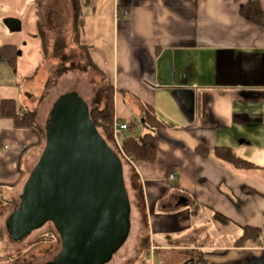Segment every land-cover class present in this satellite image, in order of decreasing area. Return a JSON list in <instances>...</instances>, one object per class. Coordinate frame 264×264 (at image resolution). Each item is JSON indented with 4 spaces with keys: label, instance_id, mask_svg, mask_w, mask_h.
Wrapping results in <instances>:
<instances>
[{
    "label": "crops",
    "instance_id": "0c3cea01",
    "mask_svg": "<svg viewBox=\"0 0 264 264\" xmlns=\"http://www.w3.org/2000/svg\"><path fill=\"white\" fill-rule=\"evenodd\" d=\"M251 2L264 13V0H91L86 9L80 44L114 88V147L121 152V125L135 122L138 134L149 132L142 125L146 108L165 124L154 130L155 161L132 162L122 154L132 228L117 264H191L200 257L205 264H264V22L257 26L242 17ZM0 3L8 9H0V17L13 18L10 0ZM80 3L85 6V0ZM119 7L125 8L124 19L118 18ZM1 47L0 109L3 101L14 100L21 113L17 91L24 54L19 52L14 69ZM26 95L35 99L33 92ZM30 111L37 113L39 130L18 127L0 110L5 252L6 221L46 146L41 105ZM199 146L210 155L199 154ZM218 147L231 148L260 169L234 168L214 155ZM247 227L258 228L262 237L239 248ZM8 259L1 256L0 264Z\"/></svg>",
    "mask_w": 264,
    "mask_h": 264
},
{
    "label": "water",
    "instance_id": "95a60500",
    "mask_svg": "<svg viewBox=\"0 0 264 264\" xmlns=\"http://www.w3.org/2000/svg\"><path fill=\"white\" fill-rule=\"evenodd\" d=\"M6 25L22 30L13 18ZM131 216L120 154L100 134L84 99L62 95L50 113L45 149L6 221L10 238L24 240L52 223L62 248L44 264H108L129 239Z\"/></svg>",
    "mask_w": 264,
    "mask_h": 264
},
{
    "label": "rangeland",
    "instance_id": "374dc122",
    "mask_svg": "<svg viewBox=\"0 0 264 264\" xmlns=\"http://www.w3.org/2000/svg\"><path fill=\"white\" fill-rule=\"evenodd\" d=\"M9 7L13 19L22 23V30L12 32L6 25L7 19L0 17V46L15 44L24 54L20 67L21 86L17 91L21 113L41 105L43 116L40 120L44 129L55 101L69 92L80 95L90 109H102L106 97L105 83L90 67L86 53L76 43L78 32L74 1L10 0ZM0 9L8 10L4 9L3 3H0ZM27 75L29 78H25ZM1 76L7 75L2 72ZM27 92H33L35 99L28 97ZM100 132L108 138L102 129ZM108 143L115 148L111 138H108ZM4 212L8 214L10 210ZM5 231L10 243L6 252L3 246L0 247V257L6 255L9 258L5 264H44L53 260L62 248L52 223L17 242ZM45 236L52 239L37 243ZM120 251L108 264H117L122 259L125 250Z\"/></svg>",
    "mask_w": 264,
    "mask_h": 264
},
{
    "label": "trees",
    "instance_id": "16d2710c",
    "mask_svg": "<svg viewBox=\"0 0 264 264\" xmlns=\"http://www.w3.org/2000/svg\"><path fill=\"white\" fill-rule=\"evenodd\" d=\"M75 5L76 20L77 26L76 30L78 32L76 36V43L78 47L86 53L87 62L90 67L100 75L101 79L104 81L105 86V104L102 109H90V115L94 123L96 124L99 132L102 129L107 135L108 138H114L115 134V108H114V88L106 82L105 74L99 70V68L92 62L88 49L80 44V29L82 27V22L86 16V11L91 7V0H85V6L81 7L80 0H73ZM87 9V10H86ZM241 15L247 21L261 26L264 22V13L261 6L258 3L251 2L246 4L242 10ZM126 16V11L124 7H119L118 18L124 19ZM20 49L15 45H5L1 47V53L5 60L10 64L14 69L17 68L18 59H19ZM1 115L5 117H11L15 120V123L18 127L22 128H34L39 130V127L36 123L37 113L35 111L25 112L24 114L18 113L17 103L14 100H5L1 103ZM142 125L149 130L144 135L137 133L139 125L135 122L128 128L127 132L119 133V140L121 144V152L116 150L121 158L122 154L132 162H153L156 160L158 155V139L157 135L154 133V130H159L165 127V124L162 123L149 108H146L145 116L143 119ZM101 134V132H100ZM102 135V134H101ZM103 136V135H102ZM103 138L108 143V138ZM109 144V143H108ZM110 145V144H109ZM198 153L201 155H210V152L202 146H199L197 149ZM214 155L229 164L234 168L240 171H253L258 170L260 167L254 163L247 161L243 158L237 156L231 148L227 147H218L213 151ZM123 160V159H122ZM170 174L173 172L170 170ZM217 218H220L217 216ZM224 220V219H222ZM262 237V233L258 228L247 227L244 230V234L237 242V247L242 248L248 244L258 243ZM52 237H41L37 240V243H43L48 240H51ZM194 261L191 264H205L206 262L201 257L198 259L193 258Z\"/></svg>",
    "mask_w": 264,
    "mask_h": 264
},
{
    "label": "built area",
    "instance_id": "2783aa9c",
    "mask_svg": "<svg viewBox=\"0 0 264 264\" xmlns=\"http://www.w3.org/2000/svg\"><path fill=\"white\" fill-rule=\"evenodd\" d=\"M127 127H128V126H126V125H121L120 128H121V130H126ZM170 180H172V181L175 180V176H174V175H171V176H170Z\"/></svg>",
    "mask_w": 264,
    "mask_h": 264
}]
</instances>
